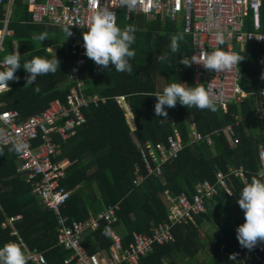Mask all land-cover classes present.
<instances>
[{"label":"trees","instance_id":"1","mask_svg":"<svg viewBox=\"0 0 264 264\" xmlns=\"http://www.w3.org/2000/svg\"><path fill=\"white\" fill-rule=\"evenodd\" d=\"M31 20L27 5L18 0L10 24L15 35L7 37L9 50L2 54V59L13 52V41L18 40L21 65L33 56H41L57 58L60 68L54 74L38 76L33 86L26 85L28 74L19 69L15 73L19 79L12 80L11 91L0 96V111L17 110L20 119L25 120L46 110L56 98L68 104L67 96L74 84L72 74L75 72L85 81L87 93L107 98L106 102H91L82 107L86 121L76 123L75 133L67 140L59 137V133L55 134L62 151L56 160L69 162L62 180V185L71 191L62 208L68 224L113 210L117 219L111 226L123 236L125 247L133 246V232L151 233L156 225L169 220L172 199L184 192L192 199L199 183L204 180L215 182L218 171H222L228 175L232 193L223 190L211 200L206 212L195 214L186 224L174 226L175 241L156 244L141 258L140 264H166V260H169L167 264H248L255 260L256 252L264 258V251L259 250L264 241H259L252 249L242 247L238 242L236 229L244 222V212L237 199L246 183L230 172V168L243 166L247 183L253 177L264 178L259 175L260 150L264 147V42H253L245 49L236 44L235 48L243 58L239 62L241 86L247 92L240 102L232 103L228 110L218 105L215 112L188 109L178 102L167 109L168 117L164 119L156 117V98L150 95L162 91L172 82L196 86L193 64L186 67L180 63L182 58L193 55L191 36L182 31L183 26L170 17L147 21L143 15L128 19L121 12L117 24L121 28L131 25L136 30L132 45L135 56L130 60L133 71L129 74L116 72L111 65L109 69H103L87 56L86 64L79 69V54L72 46L67 48V39L63 38L66 27L37 24ZM246 21L245 29L255 31L253 18ZM260 31L264 33V3ZM77 32L79 30L75 29ZM45 33L47 39L43 42L36 39ZM175 34H184L185 39L180 42L179 51L171 53V37ZM165 52L168 60L159 61L158 56ZM201 86L206 89L205 84ZM36 87L39 92L35 91ZM119 95L127 96L135 129L128 120V111L116 100ZM237 115L240 116L238 125ZM193 120L204 139L192 140L189 125ZM230 124L235 125L237 137L225 130ZM206 136H211L213 142L209 143ZM170 137L181 138L183 148L177 158L163 167L162 176L149 175L143 149L149 151L148 142L154 147L159 143L169 146ZM12 145L0 144V247L17 239L10 234V226L3 227V222L21 214L22 218L15 225L25 242L21 248L26 257L28 251L39 250L46 256V264H75L74 261L66 263L72 252L58 245V216L44 207L41 198L33 193L34 186L27 181V174L18 171L19 153L10 150ZM148 158L156 167L157 163L149 154ZM137 175H143L144 180L137 183ZM232 206L238 214H234ZM215 217L220 219L217 226L220 234L208 233L207 241L202 236V229L206 222L214 226ZM107 223L102 221L97 230L86 232L83 244L90 254L113 245L106 231ZM203 255L206 260L201 261ZM233 255L235 260H230ZM27 264L34 263L29 260Z\"/></svg>","mask_w":264,"mask_h":264},{"label":"built area","instance_id":"2","mask_svg":"<svg viewBox=\"0 0 264 264\" xmlns=\"http://www.w3.org/2000/svg\"><path fill=\"white\" fill-rule=\"evenodd\" d=\"M18 0H0V52L5 49V40L12 36L14 31L10 28L13 19L16 3ZM27 5L32 14V22L37 24H51L66 27L71 30L79 29L87 31L86 25L90 23V17L102 8L113 11L116 15V23L121 12L130 19L133 15H143L147 21H155L158 18L163 20L171 18L176 24L182 18V26L185 34L191 36L193 55L188 57L193 63V76L195 85H206L210 97L218 101V105L228 110L232 103L241 101L247 96L241 86L242 72L239 64L220 72H214L203 66V53L211 52L217 46L215 33L223 31L226 36V44L223 47L226 51L235 52L236 44L242 49L253 42H264V33L260 31L262 21V6L264 0H137L136 7L129 12L122 7L120 0H21ZM252 17L254 30L245 29L246 20ZM198 37V44L193 42V35ZM74 52L79 54V69L86 64L85 48L83 40L71 42ZM20 55V53H19ZM193 58L194 61H193ZM77 85L68 94V104L60 100L51 103L50 107L43 112L32 115L21 120L20 112L17 110L0 111V144L8 145L22 142L27 145L26 149L19 153V172L27 174V181L32 182L33 193L41 198L42 205L52 210L59 220L58 245L65 250L71 251L67 263L75 261V264H140L141 258L148 255L156 244L175 241L173 227L179 224H186L195 214L206 212L211 200L223 190L231 194V187L228 183V175L218 171L217 180L212 182L204 180L196 186V193L190 199L186 192L176 199H172L169 206V220L156 225L151 233L133 232L134 245L125 247L123 236L113 227L111 223L117 219L113 210L103 211L97 216H91L85 221H75L68 224V218L62 214V208L71 195L62 180L66 176L68 161H57L61 154L55 134L67 140L75 133V124L86 121L82 112L83 106L91 102H106L107 98L99 95H87L83 89V82L76 73ZM9 89L12 85L9 82ZM9 90V91H10ZM6 92L0 93V95ZM264 96V91L262 92ZM119 105L130 112L126 95L116 97ZM65 120V121H64ZM236 124H239L240 117L236 116ZM64 121V122H63ZM227 130L231 136L237 137L234 124L228 125ZM192 140L204 139L195 124L191 126ZM212 135V134H208ZM209 143L213 142L211 136ZM236 143L239 139H235ZM181 138L175 140L169 138V146L159 143L156 147L148 142L147 149H143V155L147 163L149 175L162 176L163 167L173 159L177 158L183 148ZM148 154L157 163L153 167L149 162ZM261 170L260 176H264V147L260 150ZM231 174L241 177L247 184V177L243 166L230 168ZM143 175H137L136 182H142ZM22 215L8 217L3 222V227H11L10 234L17 237L15 241L20 247L25 245L20 236L15 222L20 220ZM108 222L106 231L113 240L110 249H102L99 252L90 254L84 246L83 241L88 231H95L101 226V222ZM259 250L264 251V244H260ZM255 260L248 264L261 262L264 258L260 252L254 254ZM27 260L35 264H46L47 259L43 252L30 250L27 253Z\"/></svg>","mask_w":264,"mask_h":264},{"label":"clouds","instance_id":"3","mask_svg":"<svg viewBox=\"0 0 264 264\" xmlns=\"http://www.w3.org/2000/svg\"><path fill=\"white\" fill-rule=\"evenodd\" d=\"M136 2L137 0H120L121 6L126 7L129 12L135 9ZM86 27L87 31L83 33L85 55L103 69H109V65H111V69L116 72L131 74L133 69L130 60L135 56V51L132 48L136 40L135 28L131 25L121 28L116 23L115 13L107 8L96 11L90 17V23ZM64 31L68 38L71 35L70 27L65 28ZM214 35L218 47L211 52L203 53V66L208 70L220 72L239 64L243 59L239 54L220 47L226 44V36L230 37L231 33L225 34L223 31H217ZM36 39L43 42L47 39V34H41ZM184 39V34H175L171 37V53L179 51L180 42ZM193 42L199 46L198 37L195 34ZM158 60L167 61L168 53L159 55ZM180 63L188 67L194 62L182 58ZM58 67L60 68V64L57 58L48 59L41 56H33L21 65L19 52H11L0 60V93L10 90L9 81L19 79L15 75L19 69H23L28 74L26 85L33 86L38 76L54 74ZM186 85L181 81L172 82L166 85L162 91L150 95L156 98L154 107L156 117L167 119V109L175 107L178 102L188 109H207L212 112L218 110V101L213 100L204 87ZM35 91L39 92V87H36ZM26 147V144L18 142L13 143L10 150L22 153ZM237 203L244 212V222L236 229L237 239L242 247L252 249L259 241H264V178L253 177L242 188ZM229 259L235 260V256H230ZM27 261L29 260H27L23 249L16 242L10 241L0 247V264H27Z\"/></svg>","mask_w":264,"mask_h":264},{"label":"crops","instance_id":"4","mask_svg":"<svg viewBox=\"0 0 264 264\" xmlns=\"http://www.w3.org/2000/svg\"><path fill=\"white\" fill-rule=\"evenodd\" d=\"M29 11V10H28ZM31 22H32V20H31ZM10 24H11V22H10ZM2 26V23H0V27ZM10 26V25H9ZM57 27H59V26H57ZM12 29V28H11ZM13 30V29H12ZM77 30H79V29H77ZM14 31V30H13ZM70 31H71V35L69 36V39H67L66 40V46H67V48H69L70 46H71V42L72 41H75V40H77L76 38V35H77V33H79V39H82L83 40V33L85 32V31H82V30H79V32H77V33H75V29L74 30H71L70 29ZM15 35V31H14V34L12 35V36H14ZM9 37V36H8ZM78 39V40H79ZM7 40V39H6ZM6 40H5V49L3 50V51H1L0 52V60H2V54L4 53V52H6V51H8L9 50V47H7V45H6ZM13 43H14V49H13V52L14 51H18L19 53H20V49H19V44H18V40H14L13 41ZM48 50H52L51 48H48ZM76 73L77 72H75L74 74H72V80H73V85H72V87H71V89L73 88V87H75L78 83H77V79H76ZM82 82H83V89H84V92L87 94V95H91L90 93H87L86 92V90H85V87H86V83H85V81L84 80H82V79H80ZM10 83H12L13 81H9ZM71 89H70V92H71ZM11 91V90H10ZM9 92V91H8ZM69 92V93H70ZM7 93V92H6ZM247 93V92H246ZM5 94V93H4ZM3 95V94H2ZM92 95H99V94H92ZM1 96V95H0ZM100 96V95H99ZM101 97V96H100ZM102 98V97H101ZM57 100H60L61 101V99H59V98H56V99H54L52 102H54V101H57ZM51 102V103H52ZM62 102V101H61ZM240 102V101H239ZM51 103H50V105H51ZM2 106V103H0V107ZM50 107V106H49ZM48 107V108H49ZM47 108V109H48ZM45 111V110H44ZM43 112V111H42ZM40 113V112H39ZM36 114H38V113H36ZM35 115V114H34ZM130 115H131V118H132V120L131 119H128V120H130L129 122H130V124H131V126H132V128L133 129H135L136 128V124H135V119H134V115H133V113L131 112V110H130V112H128V117L130 118ZM240 117V116H239ZM193 124H195V126H196V128H197V130L199 131V129H198V126H197V123H196V121L195 120H193L192 121V125ZM228 126V125H227ZM237 131V130H236ZM17 240V239H16Z\"/></svg>","mask_w":264,"mask_h":264},{"label":"rangeland","instance_id":"5","mask_svg":"<svg viewBox=\"0 0 264 264\" xmlns=\"http://www.w3.org/2000/svg\"><path fill=\"white\" fill-rule=\"evenodd\" d=\"M178 25L180 26V27H182V18L178 21ZM76 39L78 40L80 37H79V33H77V35H76ZM63 38L64 39H69V37L67 38V35L66 34H64L63 35ZM130 119V118H129ZM191 123H190V125H189V127H191L192 126V121H190ZM231 209H232V211L234 212V214H238V210H236V208L234 207V206H232L231 207ZM214 221H215V224H214V226H212V224L211 223H207L206 222V224H205V226L203 227L204 229H202V236H203V238L205 239V240H209V237H208V233L209 234H211V235H213V236H217L218 234H220V230L217 228V226H218V224L220 223V219L218 218V217H215L214 218ZM210 248V247H209ZM209 250V249H208ZM203 259L204 260H206V257H205V255H203L202 257H201V261H203ZM169 262V260H166V264Z\"/></svg>","mask_w":264,"mask_h":264},{"label":"bare ground","instance_id":"6","mask_svg":"<svg viewBox=\"0 0 264 264\" xmlns=\"http://www.w3.org/2000/svg\"><path fill=\"white\" fill-rule=\"evenodd\" d=\"M131 116V115H130Z\"/></svg>","mask_w":264,"mask_h":264}]
</instances>
